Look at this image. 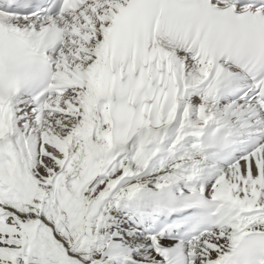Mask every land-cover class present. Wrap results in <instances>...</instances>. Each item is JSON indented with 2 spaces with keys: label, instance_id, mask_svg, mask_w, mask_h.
I'll list each match as a JSON object with an SVG mask.
<instances>
[{
  "label": "snow or ice",
  "instance_id": "6c2138e0",
  "mask_svg": "<svg viewBox=\"0 0 264 264\" xmlns=\"http://www.w3.org/2000/svg\"><path fill=\"white\" fill-rule=\"evenodd\" d=\"M0 264H264V0H0Z\"/></svg>",
  "mask_w": 264,
  "mask_h": 264
}]
</instances>
